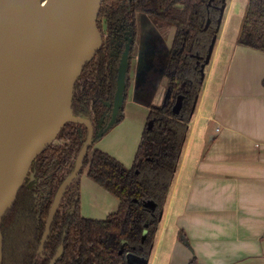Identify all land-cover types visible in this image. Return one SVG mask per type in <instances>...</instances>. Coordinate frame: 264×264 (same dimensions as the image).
I'll return each instance as SVG.
<instances>
[{"label":"trees","instance_id":"obj_1","mask_svg":"<svg viewBox=\"0 0 264 264\" xmlns=\"http://www.w3.org/2000/svg\"><path fill=\"white\" fill-rule=\"evenodd\" d=\"M225 1L103 0L97 19L104 35L103 45L85 65L75 87L72 107L76 116L86 117L94 125V114L100 118L79 176L87 170L92 180L120 199V206L105 219L84 217L80 181L74 180L60 203L45 248L39 251L56 193L74 170L89 134L86 124L67 122L54 143L33 162L15 204L4 218L2 264H50L60 246L64 251L56 264H130L128 252L150 256ZM138 14L173 23L176 33L164 65L167 86L171 88L167 102L161 106L154 104L153 94L158 85L148 100L140 96V90L136 91L137 100L148 103V121H153V125L144 129L134 163L127 167L95 144L125 115L123 104L115 122L109 125L121 57L129 38L137 34ZM237 42L264 51V0L248 1ZM133 50L132 47L130 59ZM130 85L129 69L125 99ZM180 95L184 100L177 114L173 106ZM100 131L102 135L98 134ZM145 200H154L156 209L145 207ZM181 237L189 242L186 235ZM190 264L200 263L194 258Z\"/></svg>","mask_w":264,"mask_h":264},{"label":"crops","instance_id":"obj_2","mask_svg":"<svg viewBox=\"0 0 264 264\" xmlns=\"http://www.w3.org/2000/svg\"><path fill=\"white\" fill-rule=\"evenodd\" d=\"M238 35L220 34L215 41L147 264L157 258L165 264L194 258L200 264H264V51L238 44ZM138 57L124 118L96 143L127 167L150 112L136 98ZM162 83L153 94L156 105L166 93ZM80 186L84 217L105 219L118 210L120 199L86 173Z\"/></svg>","mask_w":264,"mask_h":264},{"label":"water","instance_id":"obj_3","mask_svg":"<svg viewBox=\"0 0 264 264\" xmlns=\"http://www.w3.org/2000/svg\"><path fill=\"white\" fill-rule=\"evenodd\" d=\"M102 2L0 0V264L4 218L15 204L37 156L54 143L67 122L88 126V138L75 168L60 185L50 209L40 248L44 249L60 203L80 173L94 141L92 121L76 116L72 106L75 87L85 65L103 45V33L97 22ZM215 41L216 38L207 60ZM130 48L129 42L119 65L109 125L115 122L125 101ZM146 50L139 55L142 66L147 65ZM138 76L139 69L136 91L141 84ZM170 96L169 87L164 104ZM183 100L184 96L180 95L173 106L175 113H180ZM98 134L102 135L103 131ZM144 205L154 211L157 203L145 200ZM63 251L64 247L60 246L50 264H56ZM126 257L130 264H147L149 258L134 252H128Z\"/></svg>","mask_w":264,"mask_h":264},{"label":"rangeland","instance_id":"obj_4","mask_svg":"<svg viewBox=\"0 0 264 264\" xmlns=\"http://www.w3.org/2000/svg\"><path fill=\"white\" fill-rule=\"evenodd\" d=\"M248 1L249 0L226 1L225 6L223 7V15H222L220 27L217 32L216 39H219L220 34L233 35L237 32L238 33L240 32L243 16L246 12ZM137 21H138V29H139L137 41L139 43H141L142 41L143 44H145L144 51L147 48L146 50L147 53L145 55L147 65L146 66L139 65V60H138V67H139L138 78L141 84L139 85L137 90H140L138 93L141 94L140 96L142 98L148 100L151 96L152 90L156 85H158L160 82H163L164 84L168 85V80L164 75V65L167 60L174 38L171 37L172 33L170 34V31L174 27V24L165 21L157 16L148 15V14L145 15L138 14ZM211 59H212V55L210 56V58H208L206 68H204V74L206 75V77L211 64ZM135 62L136 60L134 59V63ZM204 80H205V76H204ZM204 88L205 86H202L201 91L199 93V97L196 101V106L200 100ZM94 117L96 122V128H98L100 126V122H98L100 119L99 115L94 114ZM190 130L191 129L189 128L188 133L190 132ZM186 142L187 139L185 143ZM184 147L186 146L185 145L183 146L184 150L182 149L181 155H183L185 151ZM180 161L181 160H179V162ZM80 179L81 176H77L75 180L80 181ZM149 264H151V260ZM156 264H165V263L164 260H162L161 258H157Z\"/></svg>","mask_w":264,"mask_h":264},{"label":"flooded vegetation","instance_id":"obj_5","mask_svg":"<svg viewBox=\"0 0 264 264\" xmlns=\"http://www.w3.org/2000/svg\"><path fill=\"white\" fill-rule=\"evenodd\" d=\"M227 1V0H226ZM226 1H225V4H226ZM225 4H224V6H225ZM223 6V7H224ZM222 15H223V8H222ZM222 15H221V18H220V21H221V19H222ZM138 17V16H137ZM137 25H138V21H137ZM174 28H175V33H176V26L174 25ZM138 30L139 29H137V34H136V36L135 37H130L129 38V40H128V42L127 43H129L130 42V44H131V48L133 47L134 48V50H133V53H132V57H131V59H130V54H131V48H130V53H129V59H130V64H129V69H130V76H131V72H132V68H133V65H134V57L136 56V55H140V52L141 51H144V49H145V44H143V42L141 41V43H139L138 41H137V39H138ZM103 33V32H102ZM174 37H175V34H174ZM217 37V36H216ZM173 40H174V38H173ZM103 41H104V35H103ZM172 44H173V42H172ZM127 45V44H126ZM172 47V46H171ZM214 48V47H213ZM125 49H126V47H125ZM125 51V50H124ZM124 53V52H123ZM212 55V54H211ZM123 56V55H122ZM122 58V57H121ZM138 59H139V57H138ZM121 62V61H120ZM206 64H207V60H206V63L204 64V66H203V72H204V68H206ZM139 65H141V62L139 61ZM128 69V70H129ZM139 69V68H138ZM128 74V73H127ZM204 76H205V74H204ZM167 90H168V86H167V89H166V93H167ZM166 93H165V95H166ZM125 101H126V99H125ZM125 101H124V104H125ZM164 101H165V96H164V99H163V101L159 104V105H157V106H161V105H163L164 104ZM156 105V104H155ZM175 105V104H174ZM196 107V106H195ZM182 109V108H181ZM181 111V110H180ZM194 111H195V109H194ZM113 112V111H112ZM194 114V113H193ZM193 117V116H192ZM94 125V124H93ZM147 126H150V121H147V124H146V127ZM94 128H95V132H96V125H94ZM95 132H94V135H95ZM93 139H94V136H93ZM97 143V142H96ZM93 144V143H92ZM91 144V145H92ZM95 147H96V144H95ZM97 148V147H96ZM89 149H90V147H89ZM89 149H88V151H89ZM88 153V152H87ZM87 155V154H86ZM87 174V170H85L84 172H83V174ZM80 174V173H79ZM79 174H78V176H79ZM82 174V175H83ZM82 175H80V176H82ZM76 179V178H75ZM74 179V180H75ZM107 218V217H106ZM42 244V243H41ZM40 248H41V246H40ZM45 248V247H44ZM59 250V249H58ZM39 251H43V249H39ZM58 252V251H57ZM43 255V254H42ZM40 257V256H39Z\"/></svg>","mask_w":264,"mask_h":264}]
</instances>
